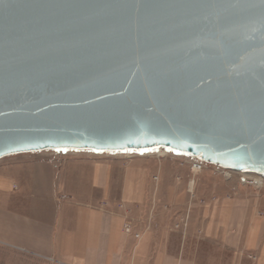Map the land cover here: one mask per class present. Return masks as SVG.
Wrapping results in <instances>:
<instances>
[{"label":"water","instance_id":"obj_1","mask_svg":"<svg viewBox=\"0 0 264 264\" xmlns=\"http://www.w3.org/2000/svg\"><path fill=\"white\" fill-rule=\"evenodd\" d=\"M158 149L264 180V0H0V159Z\"/></svg>","mask_w":264,"mask_h":264},{"label":"crops","instance_id":"obj_2","mask_svg":"<svg viewBox=\"0 0 264 264\" xmlns=\"http://www.w3.org/2000/svg\"><path fill=\"white\" fill-rule=\"evenodd\" d=\"M137 160L81 151L1 158L0 264H264V197L217 195L197 210L191 202L187 219H124L127 204L158 195ZM161 193L180 205L188 197L185 185Z\"/></svg>","mask_w":264,"mask_h":264},{"label":"rangeland","instance_id":"obj_3","mask_svg":"<svg viewBox=\"0 0 264 264\" xmlns=\"http://www.w3.org/2000/svg\"><path fill=\"white\" fill-rule=\"evenodd\" d=\"M161 150L162 149H158L142 154L100 153L104 155H119L123 158L124 164L131 163L133 160L138 159L137 161L139 162V165L148 170L147 175L150 181L149 186L154 187L153 189H155V192L158 187V195H156L155 198L156 200L154 198L150 200L151 198L149 199L148 196V199L145 200V205L138 204L137 206V204H127V207L123 208L124 219H150L157 216H160L162 218L164 216V219H181L182 217L187 219L185 215H182V212L184 209H186L187 205L191 204V202L196 203L192 207L196 208L197 210L203 208L208 202H210V200H213L217 195H224L233 198L242 196L251 198L258 196L264 197V180L261 177H255L260 182L259 184H253L251 183V179H248L247 183L243 182L240 173L237 172L232 173V175H224L219 171H216L214 168L209 167H204L197 172H193V170H191L190 163L188 161H185L184 158L173 156L167 154L166 152L165 156H158L157 154ZM160 167L163 170V173L159 172ZM245 175L249 174H244L242 176L246 177ZM177 185H185V192L188 196L185 204L180 205L171 203L168 198H164L163 193H161V189L162 192H164L168 189L169 186L176 187ZM149 200L152 203L149 202ZM167 209H169L168 214L164 213L165 211H167ZM128 224L130 226V229L132 230L131 224Z\"/></svg>","mask_w":264,"mask_h":264},{"label":"built area","instance_id":"obj_4","mask_svg":"<svg viewBox=\"0 0 264 264\" xmlns=\"http://www.w3.org/2000/svg\"><path fill=\"white\" fill-rule=\"evenodd\" d=\"M161 151H163V150H161ZM163 152L164 153L166 152L167 154H170V155H173V156L184 158L185 161H188L190 163L191 170H193L194 166H197L198 170H200L201 168H204V167H209V168H214L216 171H219L221 174H224V175H230V174L232 175V173H235L234 171H231V170H225V169H221V168H218V167L209 166V165H207V164H205V163H203V162H201V161H199V160H197L195 158H191V157L175 154V153H172V152H169V151H166V150H164ZM242 175H244V174L240 173V176L242 177V181L243 182L247 183L248 179H251L252 180L251 183L255 184V179L257 178V176L245 175L246 177H243ZM124 230H125L126 233H130L131 232V229H130V226H129L128 223L124 224ZM134 236L138 237V234H134Z\"/></svg>","mask_w":264,"mask_h":264},{"label":"bare ground","instance_id":"obj_5","mask_svg":"<svg viewBox=\"0 0 264 264\" xmlns=\"http://www.w3.org/2000/svg\"><path fill=\"white\" fill-rule=\"evenodd\" d=\"M157 155H158V156H160V155H161V156H165L166 154H165L163 151H160ZM201 169H202V168H201ZM201 169H200V170H201ZM197 171H198V167H197V166H194V167H193V172H197ZM259 182H260V181H259L258 179L255 180V183L259 184Z\"/></svg>","mask_w":264,"mask_h":264},{"label":"snow or ice","instance_id":"obj_6","mask_svg":"<svg viewBox=\"0 0 264 264\" xmlns=\"http://www.w3.org/2000/svg\"><path fill=\"white\" fill-rule=\"evenodd\" d=\"M58 151H59V149H57ZM245 170H247V169H245Z\"/></svg>","mask_w":264,"mask_h":264}]
</instances>
